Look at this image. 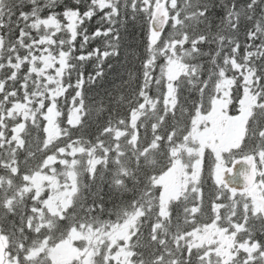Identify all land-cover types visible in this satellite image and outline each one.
I'll return each mask as SVG.
<instances>
[{
  "label": "snow or ice",
  "instance_id": "6c2138e0",
  "mask_svg": "<svg viewBox=\"0 0 264 264\" xmlns=\"http://www.w3.org/2000/svg\"><path fill=\"white\" fill-rule=\"evenodd\" d=\"M27 3L32 5L30 12L24 10L26 0H0V210L20 220L11 232L0 227V264H58L54 250L72 246L77 239L82 243L73 248L76 255L63 264H127L121 253L137 236V222H148L150 239L158 242L151 264H213V257L215 264H264V242L255 240L246 227L249 213L264 218V0H245L238 6L233 0L230 6L225 5L229 8V35L199 30V24L207 20L206 0H182L180 8L177 0H90L82 14L79 9L63 12L66 25L55 14L41 18L38 0ZM122 9L124 18L129 9L133 19L143 15L148 26L147 58L142 62V83L134 93L136 99L129 101V116L110 117L95 141L73 139L70 129L61 127L59 121L62 103L69 104L67 125H80L85 115L84 62L95 57V75L100 76L104 60L119 55L120 34L115 25L123 22ZM97 10L103 12L101 20L108 27L97 28L91 36L86 27L78 31ZM242 19L253 26L246 31L251 43L238 58L241 44L234 34L240 32ZM17 29L19 35L13 39L11 34ZM62 31L69 34L67 39L56 38ZM78 35H82V42L80 54L75 55ZM99 37L105 38L103 50L96 47L85 54V44ZM257 40L260 43H255ZM203 44L217 47L214 52H205ZM202 56L209 59L207 69L203 63L193 62ZM160 57L163 62L157 64ZM22 66H27L23 75ZM157 68L159 74L154 75ZM230 71L232 75H228ZM74 72L78 78L73 84ZM153 86L155 97L149 94ZM182 87L197 92L200 102L194 105L190 125L181 128L177 121L168 127L169 115L176 120L178 90ZM70 88L75 94L69 102L66 93ZM180 112L183 115L185 109L181 107ZM32 128L42 130L43 139L31 140ZM103 137L110 138V146ZM121 139L130 152L121 147ZM246 141L255 143L247 147ZM161 150L168 162L166 168L148 177L143 191L118 208L115 220L97 222L93 214L97 208L103 211V205L86 203L89 185L82 177L87 174L94 182L97 165L107 171L111 162L114 176L119 177L113 183L121 186L130 166L134 174L149 162L150 154ZM206 151L216 193L210 205L211 222L201 224L197 216L207 215L202 211ZM37 153L39 161L29 167ZM122 157L129 163L125 164ZM237 164L243 166L238 172L234 171ZM239 178L243 187L237 200ZM170 184L185 195L175 199L168 195L165 208ZM225 190L230 193L228 203L220 202ZM188 192L193 194L191 202ZM174 204L182 209L175 219ZM238 206H242L239 214ZM125 227L127 239L121 236L123 242L118 246L112 240L93 244L92 237L85 235L103 230L111 236ZM209 229L215 244H208L205 250L202 238ZM169 233L172 248L165 247ZM216 236L230 238L231 245H224L230 258L220 253ZM99 248L103 251L97 260ZM130 255L136 258L134 264H143L134 250Z\"/></svg>",
  "mask_w": 264,
  "mask_h": 264
},
{
  "label": "trees",
  "instance_id": "16d2710c",
  "mask_svg": "<svg viewBox=\"0 0 264 264\" xmlns=\"http://www.w3.org/2000/svg\"><path fill=\"white\" fill-rule=\"evenodd\" d=\"M233 0H206L208 11L206 12L207 20L203 21L199 24V30H209L213 34H222L229 35V29L227 28L226 16L229 10L225 5H231ZM237 6L245 2V0H235ZM178 8L183 6L182 0H177ZM38 4L40 7V17L47 18L49 15L55 14L57 19L61 21L62 25H66L68 21L63 16V12L66 9H79L81 14L87 10V7L90 4V0H38ZM32 5L27 3L24 8L25 11H31ZM107 11V9H105ZM123 22L117 23L115 25L116 29H118L120 34L119 47L118 52L119 55L109 56L104 60L102 65V75L96 76V59L95 57L86 60L84 62L83 72L85 83L82 88L83 99L85 103V115L82 117V123L76 127H71L67 125V115L69 104L62 103V115L59 117V121L61 123V127H67L70 129L71 135L73 139L83 138L87 141H95L99 131L105 126L106 122L111 119L116 120L120 117H128L129 116V101L135 100L136 97L134 93L138 90L140 84L142 83V62L147 58V31L148 26L147 23L141 14H137L136 18H132L131 10L129 9L128 15L126 18L123 17V9L121 10ZM103 16V12L97 10L96 15L92 17L91 20H85V23L80 26L78 31H82L83 28H87V32L89 36L97 29V28H107L108 24L101 20ZM256 18L259 19V9L256 12ZM119 19V18H118ZM241 30L238 33H235L240 41L241 48L238 53V58L242 57L244 54V48L247 44L251 43L246 38V31L250 29L253 25L252 22L247 21L246 19H242ZM169 29L166 27V32ZM12 38L15 39L19 35L18 29L15 30L12 34ZM32 35L37 36L35 30H32ZM68 33L66 31H62L57 33L56 38H68ZM104 37H99L96 39H91L88 44L84 46V53L86 54L88 51H91L93 48L100 47L101 50L104 48ZM82 42V35H78L75 41L76 45V53L75 55L80 54V44ZM255 43H260L259 40L255 41ZM188 47V45H185ZM217 45L216 44H203L201 48L203 51L207 52L209 50L215 51ZM225 50H228L227 48ZM251 50H255L254 48ZM24 50L21 49V53L23 54ZM163 62V57H160L157 60V64ZM197 63H203L205 69L209 66V59L207 56H202L198 58V60L193 61ZM75 63V61H73ZM259 63V61H257ZM27 70V66H22L21 75H23ZM159 74V69L157 68L154 75ZM228 75H232L230 71ZM3 76V71H0V77ZM95 77L94 79H89V77ZM207 76V72L205 71V78ZM77 73L72 74V83H75L77 79ZM18 86V85H17ZM75 94V90L70 88L66 93L67 99L70 102L71 97ZM149 94L153 97L156 96V90L153 86L149 90ZM22 95V91H21ZM200 102V97L197 92L190 91L187 87H182L178 90V106L175 112L176 120L174 121L172 116L169 115L167 117V125L170 127L173 123L179 122V126L182 128L185 125H190V116L194 115V105ZM206 102V101H205ZM158 107H162V103L158 105ZM183 107L185 112L181 115L180 108ZM230 114H235L233 109H229ZM141 119H144L141 117ZM139 123V121H138ZM29 127H31L29 125ZM31 137L30 139L35 141L37 137L43 139L42 130H37L35 128L31 129ZM139 133L141 136L144 134V129H139ZM149 138H151V131L149 129L148 132ZM63 140V137L61 138ZM106 143L111 145V140L109 137H103ZM246 146L250 147L252 141H246ZM121 147L130 152V148L127 144L124 143V139L120 141ZM99 155V153H97ZM40 158V154L37 153L35 160L29 161V167L34 166ZM23 159V157H21ZM125 164H128V158H121ZM167 159L163 153V150L160 152H155L150 154L149 162L145 165L142 164L138 170H135L134 174L131 171L129 175L124 177V184L121 186H116L113 183L114 179H118L119 177H115L113 173L114 165L109 162L107 171L103 170L102 165H97V178L93 182L89 179V176L85 174L82 177V181L89 185L87 189L88 199L86 201L87 204H92L93 201L96 202L97 205H103V211H100L97 208V211L93 214L97 216L98 221H106V220H115L116 219V211L118 208L132 199L137 193L142 192L147 179L151 175H159V173L164 170L167 166ZM211 165V158L208 156L207 151L204 159V167H203V209L202 211L207 213L206 216H197V220L199 223H210L212 213L210 211L211 201L215 196L216 188L214 186V182L210 179L209 168ZM230 165V164H229ZM228 165V166H229ZM257 166L258 169L260 165L258 163L257 157ZM23 167V165H21ZM59 167V165H57ZM0 174H3V170L0 169ZM222 187L221 190H223ZM158 194V190H157ZM185 195V193L183 194ZM181 195V196H183ZM189 197V202H191L192 193H187ZM230 195L227 190H225L224 201L223 203H228L226 197ZM235 199H241L239 193ZM29 206L31 201H28ZM78 214L79 207L75 209ZM71 211V209H69ZM182 209L178 205H173V218L175 219L176 215L181 213ZM224 209L221 210V213H224ZM238 214L242 212V206H238ZM20 212H23V209H20ZM153 215L155 214V209L153 210ZM235 219V218H234ZM175 223V221H173ZM20 223L19 216L6 215L0 210V227L6 232H11L14 226H18ZM223 223V222H222ZM140 229L137 232V236L133 237L130 241V250H134L140 259L143 260V264H151L152 256L154 253L158 252V242L154 243L150 239V228L149 223L144 222L142 225L139 223ZM227 226V225H224ZM188 230L191 229V226H186ZM247 228L251 231V235L255 240L264 242V221L260 216L253 217L251 213H249V220L246 225ZM163 231V230H158ZM171 234L169 233V239L165 244L166 248H172V240ZM96 259L99 260V255L96 256ZM168 257H165L167 260ZM136 260L135 257H131V261L127 264H134ZM193 261L195 262V257H193ZM114 264V262H113ZM213 264H215V258L213 257Z\"/></svg>",
  "mask_w": 264,
  "mask_h": 264
},
{
  "label": "rangeland",
  "instance_id": "374dc122",
  "mask_svg": "<svg viewBox=\"0 0 264 264\" xmlns=\"http://www.w3.org/2000/svg\"><path fill=\"white\" fill-rule=\"evenodd\" d=\"M258 179H259V177H258ZM183 194H184L183 190H174V186L170 184L169 189L167 190L166 196L164 199L165 208H167V206H168V204H167L168 195H172L173 199H175L176 196H181ZM44 195L46 196L47 193H45ZM222 200L224 201V197L222 198ZM135 227L139 231V229H140L139 222H137ZM211 233H212V230L209 229L208 232L205 233V236L202 238V243L205 245V250L207 249L208 244H215V241L212 239ZM85 235L92 237V243L93 244H95L97 240H100V241L112 240L118 246L119 243L123 242L120 239L121 236H123L124 239H127L128 229H127V227L120 229L117 232L113 233L111 236L106 235L103 232V230H101V232L99 234L86 232ZM216 241H220V244H219L220 253L222 255H224L225 257L230 258L229 254H228V249L224 247L225 243H227L229 246L231 245L230 238L224 237L223 239H221V236H216ZM81 243L82 242L79 239H77L76 241H74V245H72V246H61L58 249L54 250L53 255H54L55 259L57 260L58 264H63V262L65 260L71 259L74 255H76V253L73 251V248L76 246H80ZM102 251H103V248H99L96 256L100 255V253ZM113 251H115V248L113 249ZM88 252H89V255L92 254L91 249H89ZM130 252H131V250H130V242H129L126 245V250L121 253V256L123 257L124 261H126L127 263L129 261H131L132 256L130 255Z\"/></svg>",
  "mask_w": 264,
  "mask_h": 264
},
{
  "label": "water",
  "instance_id": "95a60500",
  "mask_svg": "<svg viewBox=\"0 0 264 264\" xmlns=\"http://www.w3.org/2000/svg\"><path fill=\"white\" fill-rule=\"evenodd\" d=\"M229 167H232V165L230 164ZM241 167H243V166L240 164L235 165L234 171L238 172ZM227 178L231 179V175H227ZM239 179H240V184L237 185V189H238L237 193H239L243 187V180H242V178H239ZM257 179H258V176H257ZM224 187H226V186H224ZM262 220L264 221V218H262Z\"/></svg>",
  "mask_w": 264,
  "mask_h": 264
}]
</instances>
